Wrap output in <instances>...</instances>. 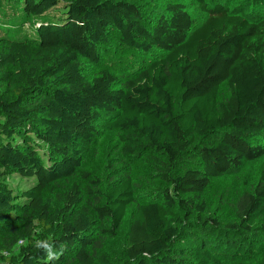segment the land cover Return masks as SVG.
<instances>
[{"label":"trees","instance_id":"16d2710c","mask_svg":"<svg viewBox=\"0 0 264 264\" xmlns=\"http://www.w3.org/2000/svg\"><path fill=\"white\" fill-rule=\"evenodd\" d=\"M0 11V264H112L105 245L123 226L124 264H222L228 250L249 256L231 264H264V245L243 241L264 238V171L236 190L224 227L203 198L264 158V0H0ZM111 46L140 64L109 70ZM107 135L125 168L105 178L88 158ZM130 160L152 168L150 197L136 198ZM13 174L29 186L14 191Z\"/></svg>","mask_w":264,"mask_h":264},{"label":"rangeland","instance_id":"374dc122","mask_svg":"<svg viewBox=\"0 0 264 264\" xmlns=\"http://www.w3.org/2000/svg\"><path fill=\"white\" fill-rule=\"evenodd\" d=\"M143 7L148 10L146 4L143 5ZM4 12L6 16L13 14L11 11ZM1 13L2 11H0V26L8 27L9 24L5 22V16ZM34 25L35 27L37 26L36 24ZM34 25L31 27L34 28ZM31 27L29 24H24L22 30L25 32H30V30H32ZM111 47L112 48H110L108 53L103 56L105 66L109 70L115 71L116 64L130 65V63H133V66L140 64V56L138 57L130 55L129 53L119 49L117 46ZM130 58L132 60H130ZM115 145L116 144L114 143L113 138L107 135L100 142L98 155L94 154L88 158L90 159V170L95 176L103 174L106 178L108 177L107 174L117 175L118 172L124 171L125 167L120 164L119 157L114 149ZM126 170L130 171L136 183L135 196L137 199H145L154 194L153 191L157 188V184L150 181L149 175L153 172V170L149 165H147V163L141 161L133 162V160H130L128 162V167L126 166ZM261 171H264V158H261L251 164H247L242 169L232 170L228 172L222 179L212 180L210 187L204 192L203 198L207 206V212L214 217L219 218L221 227H224V224L227 222H232L235 220L233 204L236 190H238L240 187L247 188L253 185ZM7 183L11 188L14 189V191L26 189L29 186L28 182L15 174L7 178ZM59 188L60 187L53 185L52 192H50L48 195H52L54 192H57ZM203 230L205 231L204 237L213 242L220 241L221 237H224V241H226L227 246L229 243H231L229 241L232 240L230 238L232 236L226 234L222 236V233H219L223 232L222 230L219 232H214L212 229ZM125 231L126 228L123 226L122 229L117 232V235L109 239L105 245L104 250L112 264H124L122 255V242ZM188 233V236L181 239L185 248H188L192 243L195 242L193 240L198 237L197 235H199V230H190ZM246 240L250 241V246L246 250L247 252L264 245V238L262 240L260 237L254 238L252 236H247L243 241L245 242ZM229 251L230 250L219 253L222 264H231L235 259H240L241 257L246 259L249 257L245 252L244 254L239 253L237 256H234Z\"/></svg>","mask_w":264,"mask_h":264},{"label":"clouds","instance_id":"9594fccd","mask_svg":"<svg viewBox=\"0 0 264 264\" xmlns=\"http://www.w3.org/2000/svg\"><path fill=\"white\" fill-rule=\"evenodd\" d=\"M35 247L45 251L47 260L58 259V253L53 250V245L47 240H36Z\"/></svg>","mask_w":264,"mask_h":264}]
</instances>
